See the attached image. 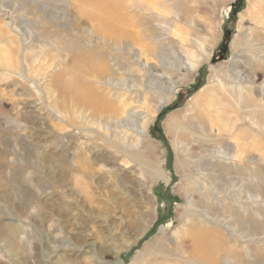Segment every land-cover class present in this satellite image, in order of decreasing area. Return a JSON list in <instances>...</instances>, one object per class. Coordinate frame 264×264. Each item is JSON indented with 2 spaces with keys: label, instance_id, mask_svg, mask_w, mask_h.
Listing matches in <instances>:
<instances>
[{
  "label": "rangeland",
  "instance_id": "rangeland-1",
  "mask_svg": "<svg viewBox=\"0 0 264 264\" xmlns=\"http://www.w3.org/2000/svg\"><path fill=\"white\" fill-rule=\"evenodd\" d=\"M122 2L0 0V264H264V0Z\"/></svg>",
  "mask_w": 264,
  "mask_h": 264
},
{
  "label": "bare ground",
  "instance_id": "bare-ground-1",
  "mask_svg": "<svg viewBox=\"0 0 264 264\" xmlns=\"http://www.w3.org/2000/svg\"><path fill=\"white\" fill-rule=\"evenodd\" d=\"M85 1L88 4L93 5L97 13H101L99 16V23L101 24V28L106 30L109 35H114L116 33V29L113 25L116 22H123L124 20L120 14V9L123 7L122 0H106L107 2L103 1L102 3H98L95 0ZM80 13L83 15L85 14L84 11H81ZM94 63H97L96 60H94L92 57L87 58L86 56L78 58L76 63L69 67V70H67L68 76L66 75L67 82L65 83V94L73 97L76 102H78V104L87 105L91 109H94L97 114L106 115L107 113L112 112V110L114 109L113 106L108 102L98 100L97 93L93 89L87 91L86 86H83L82 84L81 87L79 86V81L77 78L71 77V74L76 72L84 76H94L95 71H108L106 66L99 67V65H94ZM196 67L197 65L191 64L190 69L194 70L196 69ZM93 69H95V71ZM154 172L156 177L160 178V180H163L166 185L169 184L170 178L167 176L165 170H154ZM202 238L203 237L199 239ZM201 242L202 241L196 242L194 251L199 254L206 251L211 255V250L209 249V247L204 245L203 243L202 245Z\"/></svg>",
  "mask_w": 264,
  "mask_h": 264
}]
</instances>
